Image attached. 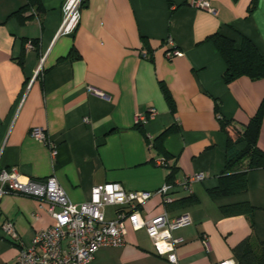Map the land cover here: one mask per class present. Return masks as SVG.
Listing matches in <instances>:
<instances>
[{
	"label": "crops",
	"instance_id": "obj_1",
	"mask_svg": "<svg viewBox=\"0 0 264 264\" xmlns=\"http://www.w3.org/2000/svg\"><path fill=\"white\" fill-rule=\"evenodd\" d=\"M28 1L0 0V171L38 181L53 177L68 200L81 205L93 188L108 183L155 193L175 169L170 204L155 195L140 215L187 216L188 224L174 233L183 241L177 264L234 261L231 249L241 240L264 241V169L247 174L242 194H208L225 164L221 121L242 131L264 101V79L225 84L226 65L209 37L220 35L237 47L244 37L264 59V0H208L213 12L194 10L185 0H84L79 24L68 36L58 34L66 0H31L24 24L9 18ZM173 50L182 56L168 58ZM150 110L155 117L139 130L137 116ZM33 128L45 131L55 156L30 137ZM168 128L173 131L157 148L155 139ZM257 145L264 152V115ZM161 155L168 160L165 168L154 165ZM199 173L205 179L185 188ZM191 196L195 204L181 203ZM241 203L253 208L251 215L221 213ZM46 206L3 195L0 227L12 224L19 243L28 246L36 231L53 223ZM115 211L105 208L106 220ZM124 226V245L99 249L88 264H170L155 255L144 230H133L128 221ZM19 243L0 237V264L15 263Z\"/></svg>",
	"mask_w": 264,
	"mask_h": 264
},
{
	"label": "built area",
	"instance_id": "obj_2",
	"mask_svg": "<svg viewBox=\"0 0 264 264\" xmlns=\"http://www.w3.org/2000/svg\"><path fill=\"white\" fill-rule=\"evenodd\" d=\"M84 0H66L63 7V20L59 35H71L76 30L80 9ZM188 7L194 10L213 12L208 0H185ZM32 47V43H27ZM168 45L172 41L168 40ZM143 59L147 52L142 51ZM182 56L179 50L167 53L168 58ZM42 63V60L40 61ZM41 69L39 65L38 70ZM94 94H100L91 90ZM155 117V111L137 116V125ZM30 137L51 149L55 156L56 150L42 128H33ZM162 157L155 161V166H166ZM203 173L196 174L184 182V187L202 182ZM173 187L164 184L155 193L130 192L121 185L108 183L95 187L91 191L90 200L81 205L71 203L65 192L53 177L38 181L22 176L15 171H0V199L3 195L14 194L30 197L47 205L46 210L53 223L45 229L36 231L28 246L19 243L13 225L6 223L0 227V237L19 243L20 249L14 264H88L101 248H119L125 243L124 222L128 221L133 230H144L152 241L153 250L158 257L165 258L170 264H177L176 249L182 239L174 233L185 227L189 220L186 215L171 218L166 212L150 219L141 218L143 206L155 195L162 198L163 204L170 203L169 194ZM42 208V206H40ZM116 208L114 219L105 218L104 209ZM218 264H236L233 260Z\"/></svg>",
	"mask_w": 264,
	"mask_h": 264
},
{
	"label": "trees",
	"instance_id": "obj_3",
	"mask_svg": "<svg viewBox=\"0 0 264 264\" xmlns=\"http://www.w3.org/2000/svg\"><path fill=\"white\" fill-rule=\"evenodd\" d=\"M255 6L252 3L249 11L252 12ZM30 9H32L31 0L28 1L27 5L12 13L9 18H15L18 22L24 24L29 18L25 16V13ZM42 12V6L37 1L36 13L37 15H41ZM209 40H211L226 65V71L223 74L225 84H229L243 77L251 81L264 79V59L251 41L242 37L241 43L237 47L232 40L217 34L209 37ZM32 43L37 47L36 41ZM20 64H22V59L20 60ZM163 95L173 113V100L165 88H163ZM263 115L264 101L260 104L255 115L249 120L242 131L231 126L229 122L221 121V130L227 136L225 164L218 178V185L208 190V194L212 199L244 193L247 189V174L253 170L264 169V152L257 145ZM136 126L141 130L142 125ZM172 131V128H168L155 139L157 148H160L163 139ZM240 143H245V147L240 151L235 150V146ZM161 157L167 163L166 166H168L167 157L165 155H161ZM174 174L175 169L166 177L165 184L174 187ZM196 201L191 196L182 199L181 203L184 205L195 204ZM169 204L165 203V206ZM252 212L253 208L248 203L221 208V213L224 216L237 214L249 216ZM10 242L15 246L18 244L17 242ZM231 253L236 264H264V241H258L253 237H246L231 249Z\"/></svg>",
	"mask_w": 264,
	"mask_h": 264
}]
</instances>
